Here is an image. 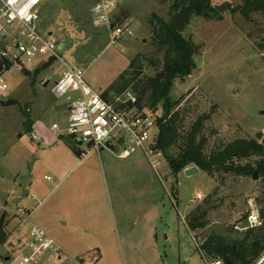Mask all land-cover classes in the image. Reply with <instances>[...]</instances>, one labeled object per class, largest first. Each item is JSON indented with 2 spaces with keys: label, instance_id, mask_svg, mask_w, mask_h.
Here are the masks:
<instances>
[{
  "label": "rangeland",
  "instance_id": "1",
  "mask_svg": "<svg viewBox=\"0 0 264 264\" xmlns=\"http://www.w3.org/2000/svg\"><path fill=\"white\" fill-rule=\"evenodd\" d=\"M179 1L127 0L114 16L125 33L114 39L109 30L92 25L93 0H47L42 31L59 37L58 57L38 68L15 69L8 77L10 91L0 99V217L6 215L8 222L0 264H24L33 224L21 228L14 214L18 210L32 212V221L63 250L45 253L40 264H205L193 237L199 242L211 232L245 227V220L237 224L248 211L244 202L261 199L264 204V180L259 175L256 181L253 176L238 182L227 178L221 192L226 201L219 213L229 215L239 195L236 203L244 213L236 211L226 220L214 214L198 238L187 226L196 207L191 199L197 194L207 197L215 180L202 171L174 174L167 156L157 174L141 152L124 160L118 149L78 147L68 134L67 96L56 99L51 92L64 65L86 69L87 82L103 97L133 59L153 52L148 19L157 14L170 23L180 11L174 9ZM226 4L236 8L243 0H211L208 14L217 17H191L183 35L194 44L197 66L191 76L174 83L171 93L174 100L185 98L180 109L186 114V127L196 115L215 108L205 128L210 146L239 138L264 139V15L253 14L247 21L240 13H221ZM42 67L46 68L36 75ZM108 97L114 101L116 96ZM53 106L59 107L55 113ZM40 119L48 126H61L56 146L34 139ZM82 151L89 153L82 158ZM176 153L173 149L168 156ZM263 204H257L259 211Z\"/></svg>",
  "mask_w": 264,
  "mask_h": 264
},
{
  "label": "trees",
  "instance_id": "2",
  "mask_svg": "<svg viewBox=\"0 0 264 264\" xmlns=\"http://www.w3.org/2000/svg\"><path fill=\"white\" fill-rule=\"evenodd\" d=\"M188 1L180 0L174 9H181L190 2ZM220 10L221 13H240L249 21L253 14L264 15V0H243L241 6L232 8L226 4ZM210 16L217 17L218 14H209ZM219 18L221 19V15ZM147 23L152 35L153 52L148 55L140 54L133 59L129 68L105 91L103 98L111 102L112 99L108 97L110 94L115 97L132 92L137 97V107L141 111L149 110L157 119V147L167 156L171 171L178 174L197 167L215 180L217 185L213 192L201 204L196 205L187 217L188 229L192 234L197 233L196 236L200 238L207 231L214 214L226 220L236 211L244 213L243 206L239 210L236 203L241 198L240 195L231 202L229 215L219 213L226 201L221 195L222 188L226 185L227 178L233 177L236 182L244 181L254 176L256 171L264 180V139L259 141L239 138L229 143L220 141L216 145L215 142L210 146L205 128L212 119L215 108L209 113L196 115L194 121L186 127V114L180 109L185 98L174 100L171 93L177 80L191 76L196 69V49L192 41L186 39L183 33L173 30L159 15L153 14ZM61 46L60 43V48ZM44 68L46 67L36 70L35 74L38 75ZM147 71H152L153 74H147ZM24 72L25 75L30 74L28 71ZM158 111H161V115H158ZM173 149L177 153L170 158L168 152ZM244 203L248 206L247 201ZM257 204L262 205V200L258 199ZM248 214L247 211L242 219L237 220V224L242 220L246 223ZM260 214L264 220V206ZM7 226L6 215H3L0 217V246L8 239ZM225 231L208 233L200 240L206 257L220 258L224 264H251L264 252V226L243 232L230 227Z\"/></svg>",
  "mask_w": 264,
  "mask_h": 264
},
{
  "label": "built area",
  "instance_id": "3",
  "mask_svg": "<svg viewBox=\"0 0 264 264\" xmlns=\"http://www.w3.org/2000/svg\"><path fill=\"white\" fill-rule=\"evenodd\" d=\"M126 1L94 0L91 8L92 25L97 29L109 30L114 39L122 36L124 28L114 24V16ZM46 3L47 0H0V99L9 93L8 77L15 69L20 72L44 59L58 57L61 49L59 37L52 32L44 35L42 31V13ZM64 66L66 70L53 84L51 92L57 99L67 96L68 134L98 152L118 149L121 153L118 157L124 160L141 152L158 174L157 168L165 160V154L157 147L155 116L146 110L141 111L137 107V97L129 93L116 96L111 102L105 100L87 82L86 69ZM87 153L82 151L81 157L84 158ZM204 198L197 194L191 203L198 205ZM32 199L37 200V197L33 196ZM248 213L245 227L235 225L236 231L264 226L255 200L248 202ZM14 214L21 228L28 222L33 224L23 254L24 264H40L45 253L63 251L41 225L32 221V212L18 210ZM193 239L205 264H224L220 258L206 257L201 248L202 243L198 244L200 241L197 242L196 237ZM251 264H264V252Z\"/></svg>",
  "mask_w": 264,
  "mask_h": 264
},
{
  "label": "water",
  "instance_id": "4",
  "mask_svg": "<svg viewBox=\"0 0 264 264\" xmlns=\"http://www.w3.org/2000/svg\"><path fill=\"white\" fill-rule=\"evenodd\" d=\"M211 8V0H201L200 2L190 0L188 5L183 6L179 12L175 14L172 21L169 23L170 27L175 30L178 33H183L186 26L190 23V19L193 15L196 16H206L208 17V14L204 13V10H208ZM49 83L46 84V87ZM75 144L78 147H82L84 144L81 140H75ZM199 172V169L197 167H191L187 170H185V173L188 176H192L194 174H197ZM258 172L256 171L253 180H258Z\"/></svg>",
  "mask_w": 264,
  "mask_h": 264
},
{
  "label": "crops",
  "instance_id": "5",
  "mask_svg": "<svg viewBox=\"0 0 264 264\" xmlns=\"http://www.w3.org/2000/svg\"><path fill=\"white\" fill-rule=\"evenodd\" d=\"M47 59H44V61L42 62H38L37 64L33 65V66H36V68H38L42 63L46 62ZM35 68V69H36ZM37 70V69H36ZM64 73V72H63ZM62 73V75H63ZM57 77L56 80L53 82V84L58 81L61 77ZM47 83H51V80L47 81L44 85V87H46V84ZM48 84V85H49ZM52 84V86H53ZM92 87V86H91ZM52 88V87H51ZM92 89L97 92L93 87ZM55 97V96H54ZM56 98V97H55ZM57 99V98H56ZM67 104L68 101H67ZM59 108V107H57ZM56 106L52 108L53 112H57V109ZM54 112V113H55ZM66 125H67V122H68V119H69V109H68V113H66ZM44 119H40L37 124H36V128L37 130L35 131L34 133V136H36L37 138H34L36 139L40 144L43 143L45 146H48V147H54L56 146L59 142H60V139H59V136L57 135V131L60 129L61 126H58L56 123H53L51 124V126H48V123H46L45 121H43ZM57 126V128L55 127ZM55 128V129H54ZM79 157V156H78ZM33 200V199H32ZM33 201H37V200H33ZM26 211H29V210H26Z\"/></svg>",
  "mask_w": 264,
  "mask_h": 264
},
{
  "label": "flooded vegetation",
  "instance_id": "6",
  "mask_svg": "<svg viewBox=\"0 0 264 264\" xmlns=\"http://www.w3.org/2000/svg\"><path fill=\"white\" fill-rule=\"evenodd\" d=\"M194 1L200 2L201 0H194ZM208 11H209V9H208L207 11L204 10V13H205V14H208ZM208 16H209V14H208Z\"/></svg>",
  "mask_w": 264,
  "mask_h": 264
}]
</instances>
